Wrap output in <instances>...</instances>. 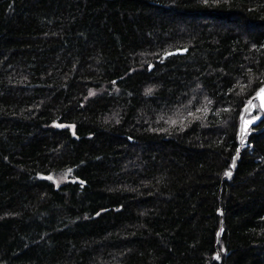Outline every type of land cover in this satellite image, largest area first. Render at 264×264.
<instances>
[{"label": "trees", "instance_id": "1", "mask_svg": "<svg viewBox=\"0 0 264 264\" xmlns=\"http://www.w3.org/2000/svg\"><path fill=\"white\" fill-rule=\"evenodd\" d=\"M263 84L264 0H0V264H264Z\"/></svg>", "mask_w": 264, "mask_h": 264}, {"label": "water", "instance_id": "2", "mask_svg": "<svg viewBox=\"0 0 264 264\" xmlns=\"http://www.w3.org/2000/svg\"><path fill=\"white\" fill-rule=\"evenodd\" d=\"M264 86V84L262 85ZM261 86V87H262ZM260 87V88H261ZM259 88V89H260ZM258 89V90H259ZM258 90L256 91V93L250 98V100L245 104V106L243 107V110L240 114V117H239V125H238V135H237V139H238V142L240 144V147H241V144H242V137L244 136L246 130L250 127V126H253V125H256L258 123V121L261 119L262 117V114H259V115H255V117H257L258 119H256L255 121H253L252 124L250 125H247V127L245 128V122L246 121H249V120H252V118L254 117H247V115L249 113H251L253 110H254V103L257 102L260 109L264 112V108H261V99L258 98L257 96V93H258ZM239 154H240V150H238L236 153H235V157H236V160L235 162H233V159H232V163H231V170H229L228 172L231 173V175H224L223 177L227 180H229L232 175H233V171L236 167V163L238 161V158H239ZM219 214L221 215V210H219ZM222 221V220H221ZM221 233H222V225L220 224L219 226V229L217 231V239H216V243H218L219 239H220V236H221ZM218 257V258H217ZM220 261V255H219V252H216L213 256V259H212V262H219Z\"/></svg>", "mask_w": 264, "mask_h": 264}, {"label": "snow or ice", "instance_id": "3", "mask_svg": "<svg viewBox=\"0 0 264 264\" xmlns=\"http://www.w3.org/2000/svg\"><path fill=\"white\" fill-rule=\"evenodd\" d=\"M204 3L207 4V3H208V0H204ZM166 55H167V54H166ZM146 92H147L148 94H150V93H151V89L146 90ZM89 94L91 95L92 93L90 92ZM257 96H258L259 99H261V105H260L261 108H264V86H262V87L258 90ZM197 111H199V109H198ZM189 115H192V113H189ZM256 119H258V118L254 116V117L252 118V120L246 121V122H245V128L247 127V125L252 124L253 121H255ZM170 123L175 124L176 121L173 120V121H170ZM235 160H236V157L234 156V157H233V162H235ZM225 175H231V173L228 172V171H226V172H225ZM49 178H51V177H49ZM81 183H83V181H81ZM97 215H99V213H97ZM217 258H218V257H217Z\"/></svg>", "mask_w": 264, "mask_h": 264}, {"label": "rangeland", "instance_id": "4", "mask_svg": "<svg viewBox=\"0 0 264 264\" xmlns=\"http://www.w3.org/2000/svg\"><path fill=\"white\" fill-rule=\"evenodd\" d=\"M64 126V125H61ZM72 129V126H69ZM56 184H60L64 181L69 180L66 176L64 175H56L55 177L51 178Z\"/></svg>", "mask_w": 264, "mask_h": 264}]
</instances>
